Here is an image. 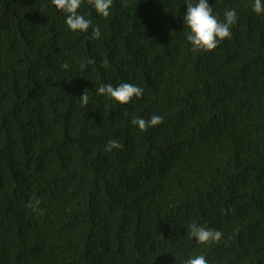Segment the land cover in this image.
Here are the masks:
<instances>
[{"label": "trees", "instance_id": "1", "mask_svg": "<svg viewBox=\"0 0 264 264\" xmlns=\"http://www.w3.org/2000/svg\"><path fill=\"white\" fill-rule=\"evenodd\" d=\"M188 2L113 0L105 18L82 0L92 39L51 0H0V264H264V13L208 0L238 21L193 52ZM107 83L143 96L122 105Z\"/></svg>", "mask_w": 264, "mask_h": 264}, {"label": "clouds", "instance_id": "2", "mask_svg": "<svg viewBox=\"0 0 264 264\" xmlns=\"http://www.w3.org/2000/svg\"><path fill=\"white\" fill-rule=\"evenodd\" d=\"M51 2L57 10L66 14L65 22L70 30L74 32H87L91 28V38L97 39L100 37V27L93 25L91 19L85 18V16L78 11L81 7L82 0H51ZM88 2L94 7L95 11L103 17L107 18L110 15L113 0H88ZM253 10L257 14L264 13V3H262V0H254ZM183 19L184 24H186L190 30L186 39L191 43L192 51H212L226 38L231 39V28L237 23L238 15L235 9L225 10L224 20L221 21L213 14V7L209 5L208 0H198L195 4L189 0L187 3V11ZM61 67L67 69L69 66L63 64ZM143 92V88L130 83H120L116 86L107 83L101 85L97 89L98 95H107L122 105L128 104L134 97H142ZM80 100L84 105L89 103L87 89L84 90ZM163 119L164 118L159 115H152L149 119L135 117L132 119L131 123L137 125L141 131H147L150 127L162 124ZM122 147V143L115 139H110L105 145V150L110 152L114 148L120 149ZM39 204L40 200L33 196L28 206L36 207ZM190 235L200 244L217 242L222 237L221 231L207 226H199L196 223L190 225ZM184 264H209V262L205 256L196 255L194 258L189 257L184 261Z\"/></svg>", "mask_w": 264, "mask_h": 264}]
</instances>
